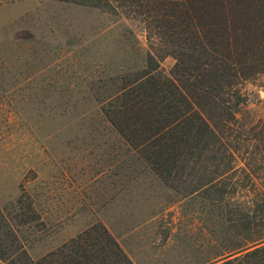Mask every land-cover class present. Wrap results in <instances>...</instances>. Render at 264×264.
<instances>
[{"label": "rangeland", "instance_id": "obj_1", "mask_svg": "<svg viewBox=\"0 0 264 264\" xmlns=\"http://www.w3.org/2000/svg\"><path fill=\"white\" fill-rule=\"evenodd\" d=\"M83 1L0 0V206L41 217L21 227L35 261L103 224L134 264L215 262L242 239L254 191L192 193L201 171L165 179L124 141L101 102L113 80L145 68L148 53L168 77L176 60L145 22ZM240 89L244 110L264 119V67ZM225 180L248 182L241 171Z\"/></svg>", "mask_w": 264, "mask_h": 264}, {"label": "trees", "instance_id": "obj_2", "mask_svg": "<svg viewBox=\"0 0 264 264\" xmlns=\"http://www.w3.org/2000/svg\"><path fill=\"white\" fill-rule=\"evenodd\" d=\"M82 3L145 22L148 40L159 42L176 60L168 77L160 72L159 57L148 53L145 68L113 80L110 90H115L101 102L124 141L165 179L174 174L199 176L201 171L192 193L221 185L220 197L229 192L234 200L238 188L254 191V208L235 228L242 239L206 264H264V119L253 120L244 110L248 99L240 89L241 83L263 72L264 0ZM237 171L244 172L246 184L224 181ZM27 209L34 216L19 220L0 206L4 264H134L103 224L33 260L29 236L21 227L41 217L31 206Z\"/></svg>", "mask_w": 264, "mask_h": 264}, {"label": "crops", "instance_id": "obj_3", "mask_svg": "<svg viewBox=\"0 0 264 264\" xmlns=\"http://www.w3.org/2000/svg\"><path fill=\"white\" fill-rule=\"evenodd\" d=\"M16 1H18V0H16ZM33 1H36V0H33ZM0 264H4V263L0 260Z\"/></svg>", "mask_w": 264, "mask_h": 264}]
</instances>
